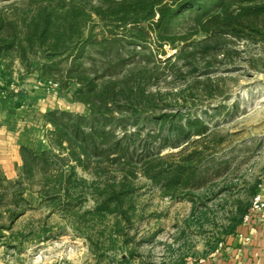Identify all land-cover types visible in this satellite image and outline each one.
Returning a JSON list of instances; mask_svg holds the SVG:
<instances>
[{
  "label": "rangeland",
  "instance_id": "obj_1",
  "mask_svg": "<svg viewBox=\"0 0 264 264\" xmlns=\"http://www.w3.org/2000/svg\"><path fill=\"white\" fill-rule=\"evenodd\" d=\"M17 1L0 0V7ZM89 1L97 4L102 0ZM209 1L202 0V7L208 3L215 11L216 5ZM226 3L230 10L243 4L240 0ZM197 8L187 6L178 11L169 26V31L180 37L177 49L159 46L153 35L144 45L123 39L120 54L113 49L105 54L92 50L86 64H91V58L96 66L113 61L117 65L108 72L119 77L131 69L145 68L150 76L146 89L158 93L157 108L177 112L180 122L187 117L201 118L208 127L206 135L200 139L194 136L197 141L184 150L182 146L160 148L164 132L156 141L144 144L142 134L157 130L153 123L122 121L110 125L117 136L124 129L141 133L130 145L131 164L125 165V171L133 172L128 178L133 190L125 205L130 223L115 212L95 210L102 198L97 186L105 179L93 174L99 160L92 159L88 170L68 162L64 169L74 166L75 177L85 180L73 181L68 194L60 190L64 184L54 173L35 170L29 178H22V164L10 166L9 171L1 165L0 264H193L231 234L229 227L249 209L264 172V31L242 29L238 36L200 32L195 14H187ZM262 18L264 13L258 17ZM94 24L93 35L98 39L103 28ZM36 64L33 60L34 67L27 72L18 60L2 61L5 76H0V113L6 110L1 107L5 105L18 110L28 119L24 125L27 131L28 121H33L31 126L40 130L44 139L43 146L29 148L36 154L59 152L46 114L56 111L88 117L90 107L73 99L76 85L59 90L56 83L41 81ZM42 96H53L62 103L38 115L34 103ZM76 103L81 104L79 110ZM10 126L17 129L21 125L14 122ZM193 150L201 153L199 160L209 166L208 179L196 187L169 189L142 174L145 159L162 155L169 163ZM100 163L104 166L107 162ZM120 166L110 164L105 172L117 178ZM92 182L96 188L90 186Z\"/></svg>",
  "mask_w": 264,
  "mask_h": 264
},
{
  "label": "trees",
  "instance_id": "obj_2",
  "mask_svg": "<svg viewBox=\"0 0 264 264\" xmlns=\"http://www.w3.org/2000/svg\"><path fill=\"white\" fill-rule=\"evenodd\" d=\"M240 1L243 4L230 10L226 0H210L209 3L216 5L215 11L208 3L202 7V0H102L97 4L89 0H20L0 7V76H5L1 69L5 59L18 60L27 72L33 69L32 62L36 60L35 69L41 81L56 83L59 90L76 85L73 99L90 107L88 117L56 111L46 114L59 152L43 150L36 154L21 146V177L29 178L35 170L54 173L64 184L60 190L68 194L73 181L85 182L75 177L74 166L68 171L64 169L68 162L74 161L75 166L88 170L92 159L99 160L93 174L105 179L97 186L102 198L95 210L115 212L130 223L125 205L133 190L128 181L133 172L125 171V165L131 164L130 145L141 133L124 129L117 136L110 125L122 121L153 123L157 130L142 134L144 144L156 141L164 132L160 148L182 146L181 150L197 141L194 136L200 139L206 135L208 127L196 116L180 122L182 117L177 112H161L156 103L158 93L146 89L150 76L145 68L131 69L119 77L116 72H108L117 63L109 60L96 66L91 58V64L87 65L86 56L92 50L105 54L108 49L115 50L117 55L123 39L144 45L152 35L160 41L159 46L167 44L177 49L180 37L171 33L169 26L178 11L194 5L198 8L187 14H195V26L200 32L238 36L242 29L259 28L258 33H262L264 18L258 17L264 13V0ZM94 23L103 28L98 39L94 38ZM117 31L120 36L116 35ZM65 115L68 120L62 119ZM174 139L178 142H171ZM200 154L193 150L169 163L157 155L145 159L141 171L152 182L169 189L196 187L208 179L209 166L206 168L205 160H199ZM101 160L106 165L101 166ZM107 164H121V175L116 178L107 174ZM2 180L0 177L1 188ZM90 184L96 188L95 182ZM243 214L234 219L229 233L241 224Z\"/></svg>",
  "mask_w": 264,
  "mask_h": 264
},
{
  "label": "crops",
  "instance_id": "obj_3",
  "mask_svg": "<svg viewBox=\"0 0 264 264\" xmlns=\"http://www.w3.org/2000/svg\"><path fill=\"white\" fill-rule=\"evenodd\" d=\"M33 88L36 91L40 90V95L43 94V90L38 86H33ZM20 94L26 93L21 92ZM43 96L39 97L38 101L34 103L38 115L43 116L48 111L54 110V106L51 105L55 103H62L60 100L56 101L53 96L51 98L50 96ZM80 106L79 103L75 104L78 110ZM1 107H5L6 110L2 109L0 113V166H4V171L5 169L9 171L10 166L22 164L19 153L21 146L39 148V145L43 146L44 139L41 131L31 126L33 121H28L30 130H26L24 125L28 119L23 118L21 112L10 110L7 105ZM58 107L65 111L69 110V108H63L61 105H58ZM73 109L72 111H78ZM79 114L81 113L79 112ZM14 122L21 126L13 129L10 125L11 123L13 125ZM2 171L0 170V172ZM257 191L264 198V172ZM245 238H248V240ZM220 243L221 246L218 244L213 251L193 264H264V217L257 214L252 215L250 221L239 224L236 231L226 235Z\"/></svg>",
  "mask_w": 264,
  "mask_h": 264
},
{
  "label": "built area",
  "instance_id": "obj_4",
  "mask_svg": "<svg viewBox=\"0 0 264 264\" xmlns=\"http://www.w3.org/2000/svg\"><path fill=\"white\" fill-rule=\"evenodd\" d=\"M257 214L260 217H264V198L259 191H256L251 199V204L248 211L242 217V223L250 221L252 215ZM248 240V238H245ZM221 246V243H219Z\"/></svg>",
  "mask_w": 264,
  "mask_h": 264
},
{
  "label": "water",
  "instance_id": "obj_5",
  "mask_svg": "<svg viewBox=\"0 0 264 264\" xmlns=\"http://www.w3.org/2000/svg\"><path fill=\"white\" fill-rule=\"evenodd\" d=\"M66 169H69V167H66Z\"/></svg>",
  "mask_w": 264,
  "mask_h": 264
}]
</instances>
